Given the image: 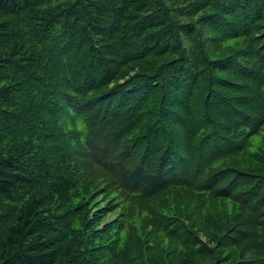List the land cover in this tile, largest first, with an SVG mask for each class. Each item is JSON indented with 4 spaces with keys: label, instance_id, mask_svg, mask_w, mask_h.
<instances>
[{
    "label": "trees",
    "instance_id": "16d2710c",
    "mask_svg": "<svg viewBox=\"0 0 264 264\" xmlns=\"http://www.w3.org/2000/svg\"><path fill=\"white\" fill-rule=\"evenodd\" d=\"M0 264H264V0H0Z\"/></svg>",
    "mask_w": 264,
    "mask_h": 264
},
{
    "label": "rangeland",
    "instance_id": "374dc122",
    "mask_svg": "<svg viewBox=\"0 0 264 264\" xmlns=\"http://www.w3.org/2000/svg\"><path fill=\"white\" fill-rule=\"evenodd\" d=\"M142 206H144V207L147 208V205H142ZM114 215H115V213H110V214L107 215V218L108 219H111V218L114 217ZM141 218L144 219V217H141ZM148 228H149L150 231L148 232L147 237H154V243H155V247H156V241L159 238L163 237V236H162V234H160L159 232H157L155 229H150L151 227H149V226H148ZM201 239H204V237L201 236Z\"/></svg>",
    "mask_w": 264,
    "mask_h": 264
}]
</instances>
